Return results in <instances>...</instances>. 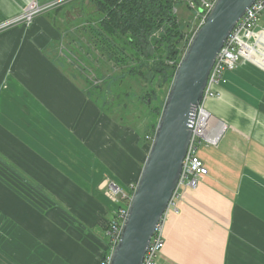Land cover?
<instances>
[{"label": "crops", "instance_id": "crops-1", "mask_svg": "<svg viewBox=\"0 0 264 264\" xmlns=\"http://www.w3.org/2000/svg\"><path fill=\"white\" fill-rule=\"evenodd\" d=\"M27 2L0 0V264H99L115 208L105 182L133 189L142 129L87 95L62 46L71 24L50 12L3 27ZM262 65L240 61L206 102L210 127L224 131L199 150L208 174L164 216L157 264H264Z\"/></svg>", "mask_w": 264, "mask_h": 264}, {"label": "water", "instance_id": "water-1", "mask_svg": "<svg viewBox=\"0 0 264 264\" xmlns=\"http://www.w3.org/2000/svg\"><path fill=\"white\" fill-rule=\"evenodd\" d=\"M254 1L215 0L191 37L173 74L109 264L143 263L177 186L208 75L229 34Z\"/></svg>", "mask_w": 264, "mask_h": 264}, {"label": "trees", "instance_id": "trees-1", "mask_svg": "<svg viewBox=\"0 0 264 264\" xmlns=\"http://www.w3.org/2000/svg\"><path fill=\"white\" fill-rule=\"evenodd\" d=\"M89 2L93 4L97 12L95 18L92 16L91 21L87 20L89 25L80 29L87 36L84 40L85 44L81 46L86 48L87 54L91 55L93 51H96L98 56L93 58L99 64L112 63L120 69L119 74L115 71L113 76L105 78L103 86L92 85L87 81V95L94 103L104 113H112L111 110L102 106L100 100L103 101V95L104 98L107 97L108 87L111 90L114 89L110 93L127 98L132 94L128 79L143 80L150 76L153 86L156 80L166 78L170 85L183 49L187 46L186 42L182 43L184 34L181 32L178 17L173 12L177 3L172 0H89ZM62 8L57 6L53 14L57 15ZM100 77H102L101 73ZM102 87L105 88L103 92ZM100 93L103 94L97 99ZM153 94L155 95V91L151 89L147 95L148 98H141L146 110L156 117V121L149 124V129L144 134L147 153L150 146V140L147 138L153 137L165 101L164 99L161 107L157 104L151 106L152 99L149 95ZM108 245L111 250L110 241ZM109 254H104L102 260Z\"/></svg>", "mask_w": 264, "mask_h": 264}, {"label": "built area", "instance_id": "built-area-1", "mask_svg": "<svg viewBox=\"0 0 264 264\" xmlns=\"http://www.w3.org/2000/svg\"><path fill=\"white\" fill-rule=\"evenodd\" d=\"M172 1L177 3L179 0ZM214 2L215 0H189L188 8L194 11L195 16L200 20L198 28L204 23ZM28 4V10L30 11L26 12L28 15L23 16L22 19L18 18L10 24H26L31 20L33 14L41 13L49 6L47 3L40 5L38 0H30ZM50 5L53 6L55 3ZM173 12L176 13V8L173 9ZM262 20H264V0H255L237 22L218 53L208 75L202 102L196 113L192 135L182 164V171L164 216L169 210L177 212V205L182 192L185 189L195 190L208 174V170L199 158L198 153L201 147L209 148L217 145L224 131V125L215 130L210 127L211 115L206 109V102L221 97V88L227 82L226 73L235 71L240 61H246L254 66L255 63L259 64L261 59L264 61V27L259 26V22ZM260 69L264 71V65ZM147 139L152 140V138ZM105 187L106 195L115 205V209L112 211L113 218L106 230V236L109 238L112 249L118 241L132 191L119 187L113 181H106ZM164 216L151 238L142 264H157L158 256L165 244L162 230ZM99 264H109V256L101 260Z\"/></svg>", "mask_w": 264, "mask_h": 264}, {"label": "rangeland", "instance_id": "rangeland-1", "mask_svg": "<svg viewBox=\"0 0 264 264\" xmlns=\"http://www.w3.org/2000/svg\"><path fill=\"white\" fill-rule=\"evenodd\" d=\"M85 1H88L87 2L88 7L84 6V4L86 3ZM38 2L40 5H42V3H45V2H42L41 0H38ZM188 2L189 0H179L177 2V5L175 6L176 15L178 17L177 20L181 26V30H182L181 32L182 34H184V39L182 43L186 42L187 46L195 30L198 28L199 21H200L195 16V12L191 11V9L188 8L187 6ZM52 3H55V5L51 6L50 4ZM47 4L49 5L48 8L42 11L41 13L33 14L29 22L30 23L33 22V20L39 17L40 15H46L50 12H54L57 6L63 7L62 11L59 14H57L56 17L58 16L64 19L63 23L65 24L67 23V25L71 24V26L67 28L68 30H66V35H65L66 39L62 43V46L64 47L62 48L70 52L69 54H71V56L69 60L72 61L71 65L77 66V64H79L78 62L81 63L80 68L81 70H84L83 72L86 75L85 77L87 81H89L92 85H102L105 78L113 76L115 71L119 74L120 69L113 66L112 63H110L109 65H104V64L102 65V64H99L98 61H95V58L93 57L98 56L96 51H93V54L91 55L87 54V59L85 61L80 60V57L82 55L81 52H88L85 47L81 46V44H85L84 39L87 38V36L84 35L82 30L80 31L77 29L76 23H79L80 21H84V20L91 21L92 16L93 18H95V15H96L95 8L93 4L89 2V0H49ZM28 5H29L28 2L25 3L20 15L14 17L13 19L5 23L3 27L9 25L10 23H13L18 18L22 19L23 16L28 15L27 13L30 12L28 10L29 9ZM29 22L24 25L30 24ZM259 26L264 27V20L259 22ZM187 46H185V48L183 47L184 48L183 53L185 52ZM88 48L90 49L89 46ZM98 71L102 74V77H100V73ZM169 73H171V71ZM128 80H129L128 84L131 90L130 93L132 94H130L127 98H124L123 96H120V95H115L116 93L114 94L110 93L114 89L111 90L110 87H108L109 91H108L107 97L104 98V95H103L102 97L103 101L101 99L100 102L102 103V106L104 108L112 111L113 116L116 117V119H118L120 123H123L124 125H127V126L141 128L142 131L141 133H139V135L143 137V141H144V130L146 132L148 131L149 124L152 121H156V117L152 116V114H150L149 111L146 110V106L142 103L143 99L141 100V98L142 97L148 98L147 95L149 94L151 89H154L155 95L154 94L149 95V97L152 99L151 106L157 104V105H160L161 107L165 99V95L167 91L169 90L170 85L167 83L166 78H161L160 80H156L152 86L150 76H148L146 79H143V80H132V79L131 80L128 79ZM103 90H105V88L103 89L102 87V92ZM102 94L103 93H100V95H97L98 96L97 99H99V97ZM143 146L145 147L143 150V161H144L147 155V142L146 141H144ZM202 148L203 147H201L200 149Z\"/></svg>", "mask_w": 264, "mask_h": 264}]
</instances>
